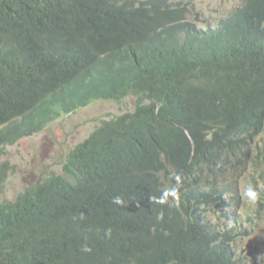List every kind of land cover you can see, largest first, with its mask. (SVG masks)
Masks as SVG:
<instances>
[{"label":"trees","instance_id":"1","mask_svg":"<svg viewBox=\"0 0 264 264\" xmlns=\"http://www.w3.org/2000/svg\"><path fill=\"white\" fill-rule=\"evenodd\" d=\"M199 21L192 2L0 0V152L135 97L0 203V264L253 263L239 222L207 212L227 218L239 177H264V0Z\"/></svg>","mask_w":264,"mask_h":264},{"label":"rangeland","instance_id":"2","mask_svg":"<svg viewBox=\"0 0 264 264\" xmlns=\"http://www.w3.org/2000/svg\"><path fill=\"white\" fill-rule=\"evenodd\" d=\"M172 2H192L200 13L201 26L214 25L223 16L227 15L242 0H170ZM135 97L129 95L121 101L99 100L83 107L71 114L48 124L40 133L18 140L13 145H7L0 152V203L13 201L15 197L26 187L50 178L53 174L62 173V164L72 147L84 140L91 131L99 126L103 120L133 109ZM259 148L264 152V143L259 140ZM4 166V167H2ZM261 169H264V160L260 161ZM249 174L244 179L238 180L241 188V216L246 227L252 228V223L245 221L248 208L251 203L244 194V187L257 180V187L263 188L264 180L256 175ZM219 213L213 214L215 218ZM259 223L255 229L249 230L244 235L238 248L247 247L264 239V204ZM219 222H226L222 216ZM257 264H264V254Z\"/></svg>","mask_w":264,"mask_h":264},{"label":"clouds","instance_id":"3","mask_svg":"<svg viewBox=\"0 0 264 264\" xmlns=\"http://www.w3.org/2000/svg\"><path fill=\"white\" fill-rule=\"evenodd\" d=\"M201 21L202 20L199 21V24L201 23ZM254 173H255V171H254ZM254 173L250 170L245 176L242 177V179H244L247 175H249V174L253 175ZM256 175H258V176L261 177V175L258 173V171H257V174ZM179 179H180V177L179 176H176L177 182H179ZM263 180H264V177H263ZM256 183H257V180H255V177H254L253 178V181H252V184H251V182H249L244 187V190H243L245 196L247 197V199L251 203L250 207L248 208V213H247V216L245 218V221H248L249 223H252V228H249V227H246L245 226L244 221H243L242 216H241V212H240L241 207H239V201L241 199L240 190L237 193L238 195L230 194L231 195V199H233V204L231 206L232 207L231 210L227 213V216L228 217L226 218L225 216H223L226 219V222H219L218 221L222 217L219 209L212 208V209H209V211L207 212V213L210 214V216L213 217V214L217 211L219 213V215L216 216L215 218L213 217V219L215 221H217L221 226H229L235 220L239 222L238 228L241 229V231L243 229V234H241L239 236V238H238V242L237 243L239 245L241 243V240H242L243 236L244 235H247L249 233L248 232L249 230L255 229L256 226L259 223L258 218L260 217V212L262 211V208H263L264 197H263V195H260L256 191L258 189L262 193L263 188H258V187L257 188H254ZM237 185H238V182H237ZM239 189H241V188L239 187ZM170 194L171 195H176L175 188L171 189L170 192H165L164 193V196L161 197L160 199H158L156 202L163 203L166 200L167 196L170 195ZM259 195L261 196L260 198H259ZM258 201H261L262 202V205H261V207L259 209H258ZM115 202L116 203H120L121 202L120 199H119V197L116 198ZM255 248H257V249H255ZM241 250H243L244 252L251 251L252 252V258L254 259V261H253L252 264H257V262H259L260 257L264 254V239L261 238V239L257 240V242L254 243V244H252V245H248L247 247H242L240 249V251Z\"/></svg>","mask_w":264,"mask_h":264}]
</instances>
